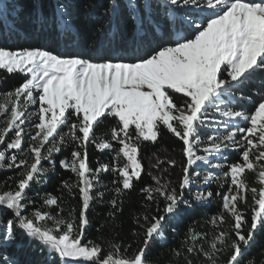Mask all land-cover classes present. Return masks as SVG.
Segmentation results:
<instances>
[{
  "label": "snow or ice",
  "instance_id": "1",
  "mask_svg": "<svg viewBox=\"0 0 264 264\" xmlns=\"http://www.w3.org/2000/svg\"><path fill=\"white\" fill-rule=\"evenodd\" d=\"M124 7L129 10L133 42L155 40L142 55L130 60H93L78 53L61 55L39 47L16 51L0 47V69L26 77L19 87L5 93L0 103V114H7L5 127L0 130V145H6L0 150V167L7 161L8 168H24L15 190L0 194V264H19L10 249L24 237L39 242L57 264H152L147 250L153 240L165 239L167 219L182 207H192V201L185 197V190L194 183L191 167L204 161L221 169L222 165L211 164L208 156L223 158L224 149L235 150L239 162L228 164L227 171L219 176L211 172L204 176L205 184L221 177L228 183L225 193L215 194L221 197V211L209 221L220 230L209 241L207 233L189 228L185 234L187 243L182 250L174 249V255L183 256L184 264H220L222 254L230 250L226 264H241L255 234L264 228V86L252 112L229 107L237 99L233 89H239L258 70L264 72V0H124ZM184 9L206 15L198 22L188 18L187 12L182 17ZM108 11L112 14L108 21L111 25L121 16V0H110ZM56 27L63 38L78 43L79 30H74L65 6L59 9ZM172 35L177 39H171ZM33 104H38V122L30 137L32 162L17 163V156L6 157V151H23L21 125L28 119V106ZM210 109L226 119L216 121L209 115ZM109 119L113 126L107 133L110 139H105V134L98 136L96 130ZM205 127L213 128L217 134L207 136L208 145L203 151L208 155L201 156L197 151L204 143ZM220 127L225 131L219 132ZM161 128L182 142L186 164L182 165L178 187H173L167 178L168 170L161 167L164 161L158 159L153 167L161 174L152 176L154 185L140 189L145 200L156 205L157 212L135 220L143 229V244L129 255L131 244L121 252V244L108 242L105 251L101 244L85 241L87 213L97 197L103 196L97 188L101 174L112 172L117 177L111 182L117 186L109 201L113 209L110 215L114 216L115 210H120V197L133 189L134 180H140L144 171L138 158L140 145L157 142ZM13 131L14 139L7 142L5 136ZM66 145L74 147L59 165L74 174L76 181L62 184L69 195H75L73 188L77 189L79 216L72 209L64 217L60 198L50 194L43 199V205L55 206L56 215L39 209L28 213L34 202L27 199L26 190L52 170L43 168L41 161L55 163L53 154ZM90 145L114 152L113 162L93 169ZM167 163L176 165L175 160ZM247 172L255 174L259 188L248 185ZM249 192L251 205L247 200ZM213 195L212 191H198L192 199L199 202ZM242 203L245 209L240 208ZM248 209L252 213L250 224L246 218ZM9 212L11 216L5 219ZM225 215L232 221L229 230L221 227L227 223Z\"/></svg>",
  "mask_w": 264,
  "mask_h": 264
},
{
  "label": "trees",
  "instance_id": "2",
  "mask_svg": "<svg viewBox=\"0 0 264 264\" xmlns=\"http://www.w3.org/2000/svg\"><path fill=\"white\" fill-rule=\"evenodd\" d=\"M61 6H65L70 13L71 23L75 26L74 30H79L78 43H72L63 38L57 31V15ZM110 0H0V47L16 51L23 48H42L61 55L80 54L84 58L101 60L107 58L130 60L135 56L142 55L155 40L143 42H133L132 22L129 20V10L124 7V0H121V16L113 19L109 25V17L112 15L108 9ZM150 11V9H149ZM159 9H157V19H159ZM188 13V18L199 19L197 12L193 9H184ZM104 25V28H101ZM183 35V33H181ZM171 39H177L172 35ZM26 77L19 72L7 73L0 69V98L5 93L13 91L19 87ZM264 86V72L259 70L252 75L239 89H233L237 99L229 103V107L234 110L252 112L254 104L260 97L261 88ZM179 97L180 94H177ZM243 97V98H241ZM248 97H251L249 100ZM113 126L111 119L106 120L103 125L96 130L97 135L105 134V139H110L107 135L108 129ZM67 132V128H64ZM208 133V132H207ZM208 135V134H206ZM114 147H118L112 141ZM47 147V145L45 146ZM74 146L66 145L61 152L53 154V161H41L45 169H52L39 177L40 182H32L27 192V199L34 203L29 205L28 213L34 210L50 211L56 215L58 209L55 206H44L43 199L48 195L60 198V207L64 209L62 215L68 217L70 210L75 209L74 215L79 216L81 201L77 189L73 188L75 195H69L67 189L63 188V181L75 183L76 177L71 172L63 169L59 161L70 156ZM5 148H3L4 150ZM183 144L166 129L161 128V134L157 142L145 141L140 145L139 156L144 171L140 180H134L132 190H126L120 197V210L113 212L109 201L114 197V187L111 182L117 179L112 172L101 174V183L97 185L102 197H97L87 213L89 226L86 228L85 241H93L101 244L105 251L108 250V242L121 244V252L124 247L131 244L128 254L133 250H138L143 244V229L135 223L137 217L144 214L149 216L157 214L156 205L145 200L140 189L147 185H154L153 175H160V169L153 165L159 159L164 161L162 168L168 170V180L173 187H178L182 177V165L186 164L183 155ZM17 156V163L20 160L32 162L30 153H20L15 149L6 152V157ZM90 166L95 169L99 164L112 163L114 152L109 150H97L94 145L88 148ZM228 164L239 162L240 157L236 151H226ZM168 160H175V167L167 163ZM123 163V162H121ZM0 167V194L5 191L15 190L16 184L22 178L24 168ZM200 168V167H199ZM201 171V170H200ZM223 170H213L212 173L219 176ZM198 172V167L193 165L190 175L193 181L194 174ZM204 172V171H201ZM245 179L250 187L259 188L255 182V174L247 172ZM228 183L223 177L219 181H212L208 184L193 183L189 189L185 190V197L192 201L191 208H181L177 215L167 219L164 236L165 239L157 238L152 241L147 250V259L152 264H184L183 256H175L173 250H182V246L187 243L185 234L189 228L200 233H207L209 241L212 236L218 234L219 228L212 225L209 221L212 216L221 211L222 200L216 193H225ZM212 191L213 197L204 201H195L192 194L196 192ZM248 204H252V194H247ZM245 205L240 204L241 209ZM26 213V214H28ZM251 210L246 211V218L251 222ZM11 216L9 212L4 218ZM227 223L221 227L229 230L232 223L231 218L225 215ZM51 222H49L50 224ZM78 223V221H77ZM141 223L143 221L141 220ZM175 229V231H172ZM134 232L136 234H134ZM17 245L12 247V252L19 264H57L56 258H50L49 251L37 241H30L27 237L19 239ZM205 247L208 245L205 244ZM230 250H226L221 258L220 264H226ZM241 264H264V228L257 231L251 247L245 253Z\"/></svg>",
  "mask_w": 264,
  "mask_h": 264
},
{
  "label": "rangeland",
  "instance_id": "3",
  "mask_svg": "<svg viewBox=\"0 0 264 264\" xmlns=\"http://www.w3.org/2000/svg\"><path fill=\"white\" fill-rule=\"evenodd\" d=\"M194 11L197 12L196 10H194ZM203 15H206V13L205 14H197V16H199V19L198 20L196 19V20L199 22ZM3 99H4V96L0 98V103L3 102ZM37 111H38V104H33V105L28 106V109L26 112V116L28 117V119H25V123L23 125H21V127L24 128V138H23V142H22L23 151L15 149L20 153H30L29 147L33 144V141L30 139V137H31V135L35 134L36 129L34 127V124L38 122L36 119ZM209 115L214 117V119L216 121H221V120L226 119V118L220 117L218 113H214L211 109L209 110ZM6 119H7V114H0V130H2L5 127ZM202 131H203V133H205L204 135H202V140L204 143L201 145V148L197 151V155L207 156L208 154L203 151V148L208 145L207 136L208 135H215L217 133H216V130H214L213 128H209V127L203 128ZM224 131H225V129L223 127L219 128V132H224ZM206 134H208V135H206ZM237 138H239V137H237ZM12 139H14V131L10 132L7 136H5V140L7 142H11ZM5 147H6V145H0V150H3V148H5ZM8 151H10V150H8ZM226 151H235V150L224 149V157L223 158L220 156H216V157L208 156V160L210 161V163L211 164H221L222 165L221 169H214V168L210 167L209 164H205L204 161H197L196 166L198 167V172H196V173H199V175L197 176L196 174H194V176H193L195 179L194 183L204 184V176L206 174L210 173L212 171V169L221 171L225 167H227L228 156L226 155ZM30 156H31V154H30ZM200 170L204 171V172H201Z\"/></svg>",
  "mask_w": 264,
  "mask_h": 264
}]
</instances>
